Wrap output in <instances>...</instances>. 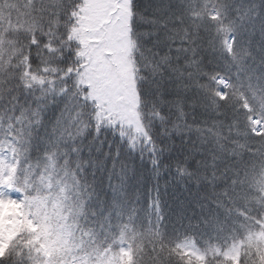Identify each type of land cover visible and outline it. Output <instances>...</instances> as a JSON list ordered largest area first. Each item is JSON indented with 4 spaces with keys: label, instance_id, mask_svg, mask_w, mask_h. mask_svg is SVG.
Returning <instances> with one entry per match:
<instances>
[{
    "label": "snow or ice",
    "instance_id": "6c2138e0",
    "mask_svg": "<svg viewBox=\"0 0 264 264\" xmlns=\"http://www.w3.org/2000/svg\"><path fill=\"white\" fill-rule=\"evenodd\" d=\"M258 29L264 0H0V264H264V71L244 39ZM220 61L235 80L209 69ZM232 105L230 123L196 122ZM192 133L214 143L209 158L192 163L193 144L163 163ZM226 154L235 166L219 168ZM173 165V187L210 186L220 211L170 221Z\"/></svg>",
    "mask_w": 264,
    "mask_h": 264
},
{
    "label": "trees",
    "instance_id": "16d2710c",
    "mask_svg": "<svg viewBox=\"0 0 264 264\" xmlns=\"http://www.w3.org/2000/svg\"><path fill=\"white\" fill-rule=\"evenodd\" d=\"M244 39L247 41L248 39H251L252 41V48L254 51V55L256 57L255 61H250V64L252 65V70L255 73H259L261 71H264V69L257 68L256 65L259 62V59L261 57H264V40L261 39L259 29L255 33H245ZM209 59L212 57L209 56ZM209 69H215L217 71H222L228 73L232 77L233 80L236 79L234 73V68H229L223 61H220L218 63H213L208 65ZM256 77L253 78V83L255 85ZM222 107L224 106V103L222 102ZM235 105H232L230 107L225 108V112L223 115H217L216 113H202L198 115L197 117V123H201L204 119H207L209 121L213 119H222L225 121V123H230L233 119V111L235 109ZM239 116L243 117L244 110L240 109ZM242 130H246V125L241 122L240 125ZM89 137H91L92 133L89 132L87 134ZM0 136H3V130L0 129ZM240 138L243 139L244 137H237L236 133H232L231 139ZM247 139L252 143L253 147L259 148L260 147V138L253 136L250 132L247 135ZM118 141V138H116ZM110 141H113V137L109 133L107 136V139L105 140V146L107 149V145ZM87 142V140H85ZM162 143H169L167 139L161 141ZM172 148L171 151H166L162 155V161L163 163H168L172 161L174 158H182L185 154H187L189 151H191V146L193 144L196 145L197 148H201L202 150L197 152L195 154V160L192 161V163H195L196 160L202 159V158H209V152L215 151V145L211 140H208L205 143H202L200 139L197 138L195 133L192 134H185L183 136L176 135L172 138L171 141ZM45 147V133L43 129H41L40 137L38 138L37 142L34 143L33 147V155L34 158L36 155L41 153L43 151V148ZM113 147H115V141H113ZM250 153H245L244 158L247 160L250 157ZM136 158V166H137V177L141 178L142 183V189L147 194L149 190L152 187L153 180H152V165L149 159V156L147 153L144 154L143 158H140L139 153L135 154ZM236 157L231 154H226L225 158L222 160H219L217 162V166L219 168H224L226 166H235L236 163ZM97 175V180L101 179L100 174ZM175 175V167L168 170V172L163 173L161 180H160V191L161 196L164 201V208L168 212V219L170 221H175L176 219V213L182 212L184 214V219H192V220H198L202 216L208 217L211 216L215 211H220L219 209H216V206L211 203V200L209 199V196H212L210 186H204L200 190H196L193 184L189 183L187 188H183L180 184H176L175 187L172 186V177ZM165 180L169 181V186L165 190L164 183ZM104 187L107 188V182L105 181ZM203 194V196H202ZM213 199L215 197H212ZM144 205H147V195L145 196V199L142 201ZM204 205H208V207H203ZM195 213V215H192V213ZM221 218H223V212L220 213ZM183 231V229H181ZM197 233V239H201V235L207 237L208 235H211L210 231H207L203 228L196 229ZM174 238L179 240L183 238V233L181 235H176L173 233ZM202 242V241H201Z\"/></svg>",
    "mask_w": 264,
    "mask_h": 264
}]
</instances>
